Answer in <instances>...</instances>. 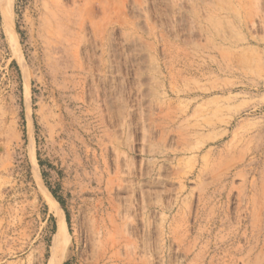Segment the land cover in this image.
<instances>
[{
	"label": "rangeland",
	"instance_id": "rangeland-1",
	"mask_svg": "<svg viewBox=\"0 0 264 264\" xmlns=\"http://www.w3.org/2000/svg\"><path fill=\"white\" fill-rule=\"evenodd\" d=\"M54 252L264 264V0H0V264Z\"/></svg>",
	"mask_w": 264,
	"mask_h": 264
},
{
	"label": "bare ground",
	"instance_id": "bare-ground-1",
	"mask_svg": "<svg viewBox=\"0 0 264 264\" xmlns=\"http://www.w3.org/2000/svg\"><path fill=\"white\" fill-rule=\"evenodd\" d=\"M52 201L54 202L55 205H57L53 199H52ZM58 233H59V236L62 238V236L64 234L62 221H60L58 224ZM56 243H57V241H56ZM61 262H62V259L56 255V252H54L49 264H61Z\"/></svg>",
	"mask_w": 264,
	"mask_h": 264
},
{
	"label": "trees",
	"instance_id": "trees-1",
	"mask_svg": "<svg viewBox=\"0 0 264 264\" xmlns=\"http://www.w3.org/2000/svg\"><path fill=\"white\" fill-rule=\"evenodd\" d=\"M53 195H54V197L57 199V200H59L58 198H57V196L53 193ZM59 202H60V200H59ZM61 203V202H60ZM61 205H62V203H61ZM63 206V205H62Z\"/></svg>",
	"mask_w": 264,
	"mask_h": 264
}]
</instances>
